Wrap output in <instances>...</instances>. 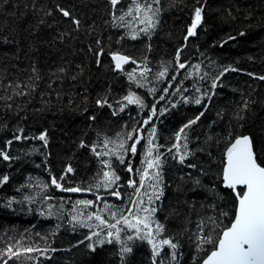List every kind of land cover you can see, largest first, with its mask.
<instances>
[{"label":"trees","instance_id":"obj_1","mask_svg":"<svg viewBox=\"0 0 264 264\" xmlns=\"http://www.w3.org/2000/svg\"><path fill=\"white\" fill-rule=\"evenodd\" d=\"M129 3L130 0H123V9ZM201 4L203 22L197 35L190 37L184 47L181 62L186 59L200 63L202 70L206 69L212 76L226 66L237 71H228L222 77V86L214 90L216 95L204 101L208 105L205 115L187 130L189 147H202L204 151L190 156L184 165L166 153L163 195L154 206L159 208L156 217L165 226L163 236L157 239L174 237L173 242H179L175 250L177 259L172 264L202 262L205 253L196 251L197 224L213 214L212 204L230 213L234 211L235 197L222 187L220 179L228 132L234 136L251 135L264 159V80L258 79L264 76V0H201ZM58 6L80 20L78 30ZM161 6V24L150 39L141 35L138 40L125 39L118 44L117 38L127 29L114 26L116 21L109 0H0V149L14 157L10 161L0 158V177H9L0 186V264L3 260H8V264H152L153 259H159L153 257L151 246L140 240L129 242L133 251L124 254L123 261L120 246L115 243L96 245V250L91 251L87 245L96 238L87 241L88 229L74 227L71 217L77 215L73 202L95 200V196L89 192H60L53 186L44 192L36 185L50 183L52 175L60 176L70 165L74 172L66 177L69 182L66 186L88 187L95 182L93 178L101 164L89 147H80L81 142L86 145L97 142L98 133L101 137L115 136L126 131L125 125L139 127L137 122L148 116V109L141 110L136 105H126L117 115L112 114L120 107L114 101L126 95L130 87L148 105L155 99L146 88L130 85L126 75L112 70L109 52L119 49L137 59L146 55L153 71L158 70L161 60H172L177 47L185 45L184 36L192 22L193 9L200 4L196 0H161ZM229 36L235 39H228ZM97 40L105 49L99 66L95 54ZM62 67L66 69L64 74L58 73ZM133 67L130 64L125 68ZM61 75L62 79H58ZM72 76L77 78L73 80ZM192 82L185 81V87ZM210 83V78L202 81V88H209ZM104 95L113 102L112 108L97 106L96 100ZM159 95L158 92L156 96ZM170 99L175 101L179 97ZM245 100L250 102L249 108L242 113L245 118L238 121L235 116ZM166 101L167 98L160 101L157 108L168 107L169 111L158 119L153 118V123L157 129L156 143L167 147L173 142L174 133L204 108L203 104L191 102L172 108ZM150 127L145 128V136ZM20 129L32 139L15 140ZM44 132L47 147L34 139ZM208 135L214 139L205 143ZM9 140L13 143L7 146ZM145 142L142 140L137 145L135 157L128 154L133 169L142 167ZM166 147L161 151L166 152ZM115 163L120 184L126 185L130 177L138 178L125 171L124 165ZM189 163H195L197 168L186 167ZM194 178H199L202 186H195ZM120 191L125 194L124 201L133 194V189L126 186ZM46 194L56 199L44 200ZM98 194L111 204L124 203L109 196L103 188ZM25 196L35 199L25 200ZM143 199L147 204L148 197ZM224 222L227 224L228 220ZM8 248L19 255L9 259ZM27 248L34 251L29 253L25 251ZM163 248L161 256L173 251L167 246ZM170 260L168 255L164 264Z\"/></svg>","mask_w":264,"mask_h":264},{"label":"snow or ice","instance_id":"obj_2","mask_svg":"<svg viewBox=\"0 0 264 264\" xmlns=\"http://www.w3.org/2000/svg\"><path fill=\"white\" fill-rule=\"evenodd\" d=\"M200 6L193 9L192 22L187 28L184 36L185 45L177 47L173 59L164 61L161 60L158 70L153 71L150 67L151 61L145 55L137 59L132 54H126L119 49L110 51L109 55L114 62L113 71H118L126 75L130 85H135L136 88H146L149 95L153 96L155 102L148 105L145 98L138 94L131 87L126 95L119 100L114 101L120 107L113 110V115H117L124 110L126 105H136L141 110L148 109V116L137 124L125 125L126 131L118 132L115 136L98 135V141L91 145H86L83 141L80 147H89L92 153L97 157L101 164V168L93 178L94 183L88 187L81 185L66 186L69 182L66 177L69 173H73L74 169L69 165L66 170L60 175H52L50 183L36 185L41 187L44 192H47L50 186H53L57 191L65 193H83L89 192L95 196V200L80 199L72 204L73 210L77 211V215L71 217L73 226L79 225L80 228L88 229L85 239L93 241L87 247L91 251L96 250V245L118 244L121 253V260H124V254L131 253L133 248L129 242L136 240L147 242L152 249L153 259L152 264H164V260L168 255L171 256L169 264L177 259L176 249L179 247V242H173L172 238H161L165 231V226L156 217L159 208L155 205V201L160 200L163 195V165L166 162V153H171V158L176 160L179 164L184 165L185 161L190 156H194L196 152H202V147L191 149L189 147V133L193 125H196L201 117L205 115L208 105L204 103L205 99L211 100L212 96L216 95L215 89L222 86L221 79L228 71H237L236 68L226 66L222 68L216 75L212 76L204 69L201 64H193L188 60L182 61L181 54L190 37L197 35V29L203 22V5L201 0H196ZM112 6V16L114 18L116 28H125L116 43H121L125 39L138 40L141 35L147 36L149 39L151 35L161 24V17L163 8L161 0H130L126 10L123 9V0H109ZM121 8L118 9L117 6ZM61 14L70 18L72 23L76 25L77 30L80 26V20L71 16V13L58 6ZM122 14H117L121 12ZM48 15H51L49 12ZM241 36L244 32L240 33ZM228 39H235L229 36ZM225 43L227 41H224ZM98 50L95 52L97 56V66L100 65V57L105 53V49L101 46L100 40L96 41ZM223 44H221V47ZM89 51L93 49L89 48ZM148 51H151V45H148ZM134 65L131 70L125 68V65ZM187 69V71H183ZM35 72V67L33 68ZM66 69L63 67L58 69V73L64 74ZM171 73V74H170ZM178 77L180 78L178 80ZM62 79V75L57 77ZM73 80L77 77L72 76ZM210 78V86L207 89L202 88L201 82ZM39 79V77H37ZM264 80V76L258 77ZM192 80L189 87H185V81ZM166 86L161 87V85ZM20 87V85H17ZM25 88L29 85H24ZM51 87V83L49 84ZM34 90V87H33ZM160 93L157 97L156 94ZM185 93H191L185 95ZM26 94V93H16ZM198 94V95H197ZM59 96V93L57 94ZM178 96V100H172L170 97ZM172 108L177 107L179 103H194L195 105H202L204 110L200 111L194 118L183 124L175 133L174 140L169 146L156 143L157 129L153 123V118L163 116L168 107L157 108L160 101H165ZM126 102V104L124 103ZM71 103V101H69ZM249 101H243V106L235 116L240 121L245 117L242 114L249 108ZM254 103V101H252ZM99 107H113V102H110L108 95H104L96 100ZM87 109H85L86 111ZM218 115H221L218 113ZM91 119L95 120V116ZM214 123V122H213ZM151 125L148 129L147 136H145V128ZM243 127V125H240ZM20 134L15 135L14 139L17 141L32 139L23 135V129H20ZM47 133H41L34 139L43 142V146L47 147ZM213 136L208 135L205 138V143L213 141ZM145 140L143 145L144 152L141 159L142 167L133 169L129 153L132 157L137 154V145ZM10 146L13 141L6 142ZM226 148L224 150L223 168L220 172V179L223 187L232 190L235 197L233 204L234 211L231 213L227 210L219 208L216 204H212L213 214L208 215L197 224V239L198 244L196 251L204 252L205 256L202 259V264H264V159L261 158V149L257 147L251 135H233L231 131L228 132L225 138ZM166 147V152L161 149ZM208 155H211L209 152ZM0 158L3 160H12L14 157L8 154L5 149H0ZM127 160V163H126ZM124 165V170L133 174L138 178H129L126 185L120 184L121 176L118 174L116 163ZM186 167L190 169L197 168L195 163H189ZM201 169V175H203ZM189 176L191 174L189 173ZM9 177H0V186L8 182ZM183 180L184 177H181ZM195 186L200 187L201 180L194 178ZM133 189V194L124 201L125 194L120 191L122 187ZM103 188L109 196L115 197L118 200L124 201L121 205L111 204L108 200L98 194V190ZM96 189V192H93ZM149 189L151 191H149ZM19 191V189H17ZM214 191V189H213ZM148 197L147 204L143 199ZM217 196L219 194L217 193ZM134 197V198H133ZM222 199V197H220ZM34 197L25 196V200H32ZM44 200L56 199L51 194L43 196ZM60 199H64L61 197ZM99 202H102V206ZM82 205L83 209L78 206ZM89 208L95 211H86ZM218 213V214H217ZM225 219L228 223L225 224ZM84 243V241H80ZM167 246L173 250L170 254L166 253L161 256L164 248ZM27 252H33V248L25 249ZM54 251V250H53ZM9 259L13 256L19 255L13 252L12 248L7 249ZM2 264H8V260H3Z\"/></svg>","mask_w":264,"mask_h":264},{"label":"water","instance_id":"obj_3","mask_svg":"<svg viewBox=\"0 0 264 264\" xmlns=\"http://www.w3.org/2000/svg\"><path fill=\"white\" fill-rule=\"evenodd\" d=\"M110 60H111V56H110ZM111 62H112V65H113V67H114V62L111 60ZM130 65V64H129ZM129 65H125V67H127V66H129ZM115 73H121V72H118V71H114ZM223 160H224V156H223ZM222 187H223V184H222ZM224 189H227V188H225V187H223ZM227 190H229V191H231L232 192V190H230V189H227ZM233 194V193H232ZM234 196V195H233ZM200 264H202V262L200 263Z\"/></svg>","mask_w":264,"mask_h":264}]
</instances>
